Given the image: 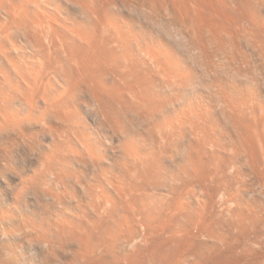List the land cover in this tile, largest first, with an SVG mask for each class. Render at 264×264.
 Wrapping results in <instances>:
<instances>
[{"label": "bare ground", "instance_id": "bare-ground-1", "mask_svg": "<svg viewBox=\"0 0 264 264\" xmlns=\"http://www.w3.org/2000/svg\"><path fill=\"white\" fill-rule=\"evenodd\" d=\"M113 99L159 144L114 125ZM97 121L120 134L126 179ZM263 163L264 0H0V250L14 264H141L176 213L203 231L193 191ZM177 253L152 264H186Z\"/></svg>", "mask_w": 264, "mask_h": 264}, {"label": "rangeland", "instance_id": "rangeland-1", "mask_svg": "<svg viewBox=\"0 0 264 264\" xmlns=\"http://www.w3.org/2000/svg\"><path fill=\"white\" fill-rule=\"evenodd\" d=\"M124 86H125V84H124ZM110 102H111V104H110ZM118 103L119 102L118 101L115 102L114 99H113V101L110 100L108 102V104H109L108 108L110 107L109 112L112 114V116L110 114V117L112 119L113 124L115 125L118 122L123 123L122 126L124 127V129L125 128L127 129V128L131 127L130 122H132L135 124L134 126L137 129V132L142 133L143 136H145V138H147L150 142L153 141L154 144L156 145V143L159 142V137H158V134H156L153 131L148 132V129H149L147 127L148 121L145 120L144 118H140V116L138 117L136 114L133 115L134 113L124 112V108H123L124 104L120 102L119 103L120 105H119ZM116 113H118V114H116ZM127 122H128V124H127ZM101 123H100V121H97L95 127H96L97 131L101 134L100 137H102V140L106 143L108 142L107 146L109 147L110 151L112 152V154L110 153L111 154V158H110L111 161L110 162L113 163V165L111 164V169L113 171H114V169H115V171H117V172H115L116 174H114L115 176L118 173L120 176H117V177L125 178L124 172L126 170L124 169V171H122V168H121L122 164H121L120 160L115 158L116 156L114 155V152L119 153V151H121V142L119 141L120 134L118 132L114 133L110 129V127L107 126V128H106V126L101 124ZM127 125H129V126H127ZM145 125L147 128L145 127ZM107 133H108V135H107ZM152 133H154V135ZM157 144H159V143H157ZM116 151H118V152H116ZM114 158H115L116 162L114 161ZM120 164H121V167H118ZM118 168H121V169H118ZM253 176H255V177H253ZM256 176L257 175L251 174V176L249 175V177H248V175H247V177L241 176L239 178H237V177L231 178L230 176L225 177L224 180L223 179H221L222 181L220 180L222 185H220V182H218V185H220L221 188L217 189L218 185L216 183L214 184V186H213V184H211L212 188L214 190L212 189L213 190V192H212L211 186H210L209 190H211V192L206 193L207 190L204 192L206 196L205 195L201 196L203 194L202 193L203 191L201 190V188L198 187L196 189L197 192L195 190V192L193 191L191 193V197L189 200H190V204H192V205L196 204L195 198H197V196L201 197L202 200L204 199L203 201H207L206 204L203 202V204H205L204 206L206 208V209H204V207H203V210L205 211L204 213L206 215L204 217H202L203 219L201 221L204 223V225H203V223L200 222L202 224V226H201L202 230L204 231V229H205V231L199 232L200 233V235H199V233L194 231L195 228H193L194 232H191L192 229H190L189 226H191V228H192V227H194V225L192 226V224L190 223V219H189V216L191 215L189 213L190 210L188 211V216H187V214L186 215L184 214L185 212H182V213L179 212L180 215L176 213L175 217H173V219H170L172 222L171 221H170L171 223L167 222L166 228L168 227L169 229L168 228L166 229L164 227H163L164 229L160 228L161 233H162V234H160V229H159L158 231H159L160 238L158 237V235H155L156 236V237H154L155 241L152 240V242H153L152 244L155 243L154 246H157V247L155 248L154 246H150L151 250H150V248H149V250L146 248L145 249L142 248V250L144 249L143 250L144 252L141 251V249L139 250L140 252L138 251L139 255H141L140 256V263L141 264H150V262H151V264H152V262L155 260V257H157V256L159 257V251H160V253H163V254L165 252L166 253L167 252L176 253L179 251V253H177L179 255L180 252L183 250L179 256H183V258H181L183 260L186 259V260H184L186 262V264H187V262H188V264H199V261H200V264H201V262L203 264H208V262H209V264H264V182H262V180L264 181V167H262V175L260 176L261 179L256 177ZM134 180L135 181L137 180V184H138L139 179H134ZM135 181H133V182H135ZM158 183H160V185L158 184L157 185L158 187H156V189H154L153 192H150L151 190H149V192L151 193V194L149 193L151 195L150 196L151 198L156 196V194L153 196L154 191H155V193H157L158 196H161V197L163 195H161L160 193H165V187L167 185V184H165L166 183L165 180H163V182L161 180ZM133 184L136 185L135 183H133ZM161 184H162V186H161ZM259 184H262V185L260 186ZM215 185L217 186V188ZM228 186H229V188H228ZM162 187H163L164 192L162 190ZM157 190H159V191H157ZM198 190L202 191V192L199 193ZM247 191L249 194L247 193ZM243 193L245 194V196L243 195ZM192 194H194V195H192ZM209 195L210 196L212 195V196L210 197ZM224 195H225V197H224ZM250 195L252 197H250ZM161 199H163V198H161ZM157 200H158V197L156 196V201ZM232 200L234 202H232ZM226 201H227V203H226ZM158 204H161V203L158 202ZM226 205H228V206H226ZM241 206H242V208L240 209ZM203 210L201 211V213H203ZM220 210H222V211L220 212ZM204 213H203V215H204ZM181 214H184L185 216L181 215ZM178 216L180 218H178ZM204 218H205V220H204ZM205 221H206V223H205ZM172 223L174 225H171ZM169 224H170V226H169ZM164 230L167 233H165ZM202 232L204 233V235ZM171 233L174 234L175 236L172 235ZM129 235H126V236H129ZM167 236H170V237L167 238ZM171 236H173V237H171ZM176 236H177V238H176ZM166 238H167V240H166ZM178 238H181V239H178ZM171 239H173L172 242H171ZM160 240L162 242H160ZM156 241H159L162 244H159V242L156 243ZM163 241H166V242L164 243ZM175 241H176V243H175ZM169 242H170V246H171V243L174 242L171 247L169 246ZM167 244H168V246L166 247ZM158 246H160V247H158ZM152 247L154 249H156V251L154 249L152 250ZM124 249H128V246L126 245V247ZM179 249H182V250H179ZM0 252H2V253H0V264H14V260H13L14 256L12 254H10V253L8 254L6 252H4V253H6V254H4L3 251H1V250H0ZM145 252L148 253V256H149L148 258L146 256L147 254H145ZM154 253H158V254H154ZM143 254H145L146 257L142 256ZM152 254H153V256L155 255L154 258L153 257L150 258L152 256ZM145 259H146V261H145ZM26 264H28V261H26ZM30 264H41V261L39 259L38 260L36 259V260L31 261ZM53 264H59V261L55 260V262Z\"/></svg>", "mask_w": 264, "mask_h": 264}]
</instances>
